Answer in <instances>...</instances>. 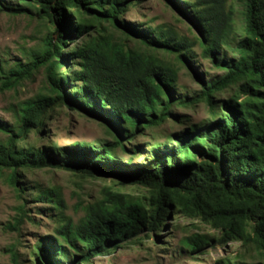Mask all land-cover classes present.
Returning a JSON list of instances; mask_svg holds the SVG:
<instances>
[{
    "label": "trees",
    "instance_id": "16d2710c",
    "mask_svg": "<svg viewBox=\"0 0 264 264\" xmlns=\"http://www.w3.org/2000/svg\"><path fill=\"white\" fill-rule=\"evenodd\" d=\"M18 1L15 6L0 0V14L34 10L57 38L49 33L26 63L6 67L0 61V94L42 69L46 78L45 91L23 103L14 125L0 123L7 136L0 142V175L21 199L27 191L21 173L39 169L114 179L120 187L140 186L149 194L139 198L106 187L75 223L59 189L40 191L35 199L57 213L58 227L56 236L37 245L34 264H91L161 234L173 216L200 220L221 235L185 239L192 255L239 242L257 252L261 260L254 264H264V0H239L240 29L232 0H165L197 32L193 38L169 24L125 22L136 6L129 0ZM203 62L223 74L199 79L193 96L178 94L181 66L204 67ZM201 105L208 116L198 124L173 112ZM61 107L100 121L112 140L69 149L37 147L29 137L46 139L50 115ZM169 120L186 128L167 134L165 144H148L150 160L134 165L117 156V151L140 155L144 148L132 144ZM19 209L21 224L25 204ZM214 264L247 263L222 258Z\"/></svg>",
    "mask_w": 264,
    "mask_h": 264
},
{
    "label": "rangeland",
    "instance_id": "374dc122",
    "mask_svg": "<svg viewBox=\"0 0 264 264\" xmlns=\"http://www.w3.org/2000/svg\"><path fill=\"white\" fill-rule=\"evenodd\" d=\"M1 1L15 6L20 4L18 0ZM129 1L136 6L132 7L122 19L132 26L136 27L143 23L152 27L169 24L190 38L197 35L187 20L165 0ZM232 1L236 9V27L240 29L243 7L239 0ZM143 29L144 27H141V30ZM54 31H56L55 28L48 21L41 20L34 10L27 15L0 14V61L6 67L16 63H26L28 54L40 50L49 33H54L53 37L57 38ZM116 36L120 34L117 33ZM128 45L133 47L134 42L130 41ZM72 66V63L68 64L69 68ZM203 66L194 64H191L190 68L181 66L178 94L193 96L200 91L199 79L208 82L223 74L213 68L209 62H203ZM45 88L46 78L42 69L23 86L0 94V123L14 125L17 112L23 103L43 93ZM225 96L224 94L222 97ZM173 112L189 117L192 124L201 123L208 116L204 105L194 109L176 108ZM184 128H186L185 125L169 120L161 127L146 131L145 136L137 138V141L132 144H138L144 148L140 155L133 156L117 151V156L124 163L131 162L134 165L145 163L150 160L148 144L154 142L165 144L167 134L180 133ZM46 134V139H43L33 133L29 140L37 147L52 143L60 149L72 148L76 143L99 146L102 142L112 140L100 121L85 117L66 107L57 108L51 113ZM6 137L0 133V142L5 141ZM132 145H128V148ZM113 180L82 177L57 169L29 170L21 173L20 181L27 187L21 199L6 175H0V264H14L10 250H15L17 253L19 264H34L33 253L37 245L46 237L57 235L54 232L58 227L57 213L49 210L48 203L35 199L40 191L59 189L67 204L66 215L75 223L84 217V209L87 205L103 198V190L106 187L139 198L149 195L146 188L120 187ZM24 204L27 217H22L23 222L20 224L18 222L21 221L22 213L19 208ZM167 226L161 234L153 233L151 237L128 244L113 255L96 258L91 264H214L222 258L254 264L261 260L256 251L243 249L239 242L211 249L203 256L192 255L184 246L185 239L196 235L220 238V233L200 220L180 216H173Z\"/></svg>",
    "mask_w": 264,
    "mask_h": 264
}]
</instances>
